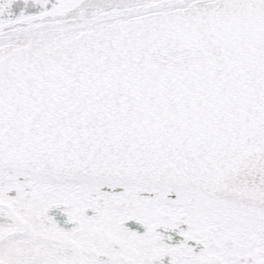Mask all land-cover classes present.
<instances>
[{
	"label": "snow or ice",
	"instance_id": "6c2138e0",
	"mask_svg": "<svg viewBox=\"0 0 264 264\" xmlns=\"http://www.w3.org/2000/svg\"><path fill=\"white\" fill-rule=\"evenodd\" d=\"M0 264H264V0H0Z\"/></svg>",
	"mask_w": 264,
	"mask_h": 264
}]
</instances>
